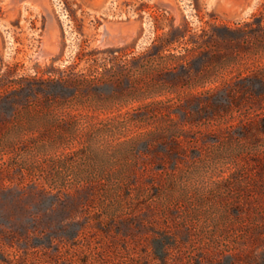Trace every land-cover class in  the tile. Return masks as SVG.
<instances>
[{
  "label": "rangeland",
  "instance_id": "rangeland-1",
  "mask_svg": "<svg viewBox=\"0 0 264 264\" xmlns=\"http://www.w3.org/2000/svg\"><path fill=\"white\" fill-rule=\"evenodd\" d=\"M254 13L264 0H0V264H264V141L238 128L252 107L184 125L174 164L158 165L173 116L137 118L264 61L215 43ZM217 49L229 65L148 96L174 55Z\"/></svg>",
  "mask_w": 264,
  "mask_h": 264
},
{
  "label": "trees",
  "instance_id": "trees-1",
  "mask_svg": "<svg viewBox=\"0 0 264 264\" xmlns=\"http://www.w3.org/2000/svg\"><path fill=\"white\" fill-rule=\"evenodd\" d=\"M263 18L261 13H254V22L246 21L243 25H226L224 26V31H219L217 27L214 36L215 43L217 46L220 43H224L227 45L226 47L230 48H235L237 46L254 53L264 52ZM155 50L157 51L158 49ZM233 53L234 52H227L223 49H217L216 53L212 55L206 54L204 57L199 55L200 58L197 61L194 60V58L188 61H181L184 57L183 54L174 55L179 62L173 67L161 69L159 73H156L157 77L153 80L154 83L149 81L148 86L154 87L157 85L159 91H156V89L155 91H150L148 96L160 94L162 90H170L172 88L164 85V82L175 81L177 79L185 80L191 78L193 72L197 74L201 71H206L208 67L212 72L229 65V58H231ZM154 54L155 52L151 53V56H147L146 61L151 63ZM141 57L142 56L137 57V62L139 61L138 58ZM206 57L207 59H205ZM150 69L151 67H148V70ZM247 71L245 75H241L240 72L239 74L225 77L220 81H217V79H210L211 82H215L211 87V91H213L211 95L208 93L205 94V91H201L199 93H193L189 97L185 96L176 103H170L168 99L164 98H155L152 99L147 107L138 111L137 118L142 117L149 123L150 118L145 117L146 115L150 116L149 114L160 112L172 115L175 121V127L181 131L177 134H170L172 130L169 129L166 131L165 129L167 137L170 139L169 143L172 145V150L169 156L160 158L158 165L165 162L166 159H168V163L174 164L185 155L186 151L183 149L181 143L182 136H187L184 134L185 132H183V129L186 128L184 125H191L202 117H211L218 113L226 112L242 103L250 105L253 109V113L247 119V122L238 126L241 134L240 136L244 138L249 145L264 141V61H260L252 67H247ZM200 78L201 79H196L194 81L191 79L190 84L206 81V77L204 78L202 76ZM161 87L162 89H160ZM104 92L105 91H95V94L100 97ZM107 93L109 96L113 95V91H107ZM53 95L57 97L58 93L55 92ZM188 129L185 131L188 132ZM146 133L152 139H156L163 135L162 132L158 131V127H150ZM258 161L260 166L257 175L264 177V157L258 159ZM253 185L256 187L259 186V184L255 182Z\"/></svg>",
  "mask_w": 264,
  "mask_h": 264
}]
</instances>
